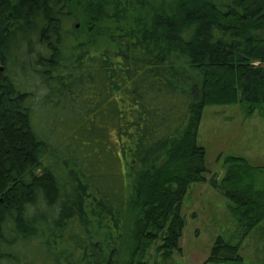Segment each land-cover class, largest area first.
Instances as JSON below:
<instances>
[{
    "label": "trees",
    "instance_id": "obj_1",
    "mask_svg": "<svg viewBox=\"0 0 264 264\" xmlns=\"http://www.w3.org/2000/svg\"><path fill=\"white\" fill-rule=\"evenodd\" d=\"M0 67V264H172L195 183L237 221L204 264H244L264 166L209 178L197 135L264 114V0H0Z\"/></svg>",
    "mask_w": 264,
    "mask_h": 264
},
{
    "label": "rangeland",
    "instance_id": "obj_2",
    "mask_svg": "<svg viewBox=\"0 0 264 264\" xmlns=\"http://www.w3.org/2000/svg\"><path fill=\"white\" fill-rule=\"evenodd\" d=\"M30 82V85L34 84L32 80ZM197 143L205 148L209 178L212 175L222 178L225 156L244 157L251 165L263 167L264 114L257 109L252 115H247L240 103L207 106L203 111ZM255 181L256 188L264 190V174L257 175ZM228 204L209 183L190 186L181 212L185 220L179 241L182 252L174 254L172 264H204L219 236L234 242L237 221L232 217ZM160 243L154 244L149 251L147 258L150 263L158 259L155 250ZM34 244L37 245V242ZM241 254L244 264H264V221L246 238ZM20 255L18 263L12 261L6 264H32L33 253L23 252Z\"/></svg>",
    "mask_w": 264,
    "mask_h": 264
},
{
    "label": "water",
    "instance_id": "obj_3",
    "mask_svg": "<svg viewBox=\"0 0 264 264\" xmlns=\"http://www.w3.org/2000/svg\"><path fill=\"white\" fill-rule=\"evenodd\" d=\"M3 71V68L2 67H0V72H2Z\"/></svg>",
    "mask_w": 264,
    "mask_h": 264
}]
</instances>
